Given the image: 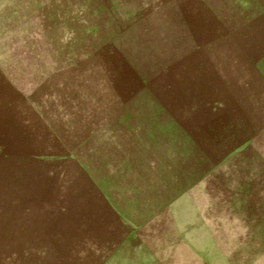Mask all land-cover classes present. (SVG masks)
<instances>
[{"label":"rangeland","instance_id":"rangeland-1","mask_svg":"<svg viewBox=\"0 0 264 264\" xmlns=\"http://www.w3.org/2000/svg\"><path fill=\"white\" fill-rule=\"evenodd\" d=\"M0 264H264V0H0Z\"/></svg>","mask_w":264,"mask_h":264}]
</instances>
